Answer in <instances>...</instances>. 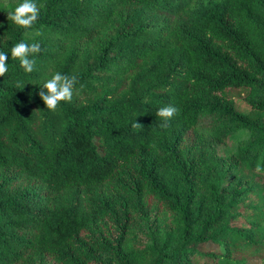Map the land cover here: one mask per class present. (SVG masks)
<instances>
[{
  "label": "trees",
  "instance_id": "1",
  "mask_svg": "<svg viewBox=\"0 0 264 264\" xmlns=\"http://www.w3.org/2000/svg\"><path fill=\"white\" fill-rule=\"evenodd\" d=\"M34 2L0 0V264H264V0Z\"/></svg>",
  "mask_w": 264,
  "mask_h": 264
},
{
  "label": "clouds",
  "instance_id": "2",
  "mask_svg": "<svg viewBox=\"0 0 264 264\" xmlns=\"http://www.w3.org/2000/svg\"><path fill=\"white\" fill-rule=\"evenodd\" d=\"M39 17V8L34 0H23V3L15 7L14 11L7 14V20L13 22L18 27L29 29ZM40 51V45L33 43L31 45L25 42H19L11 48V59L19 60L20 67L26 72L31 73L34 70L35 60L29 59L30 54ZM8 54L0 51V77H4L8 71ZM77 83L75 75L68 76L55 72L50 79H47L42 87L39 88L38 96L46 109L55 111L61 102L71 101L73 97V88ZM178 109L174 106H166L158 109L156 116L161 118L164 123L162 128L168 127V121L177 113ZM133 128L142 127L141 124L134 122ZM256 173L264 175V167L259 163L255 168Z\"/></svg>",
  "mask_w": 264,
  "mask_h": 264
}]
</instances>
